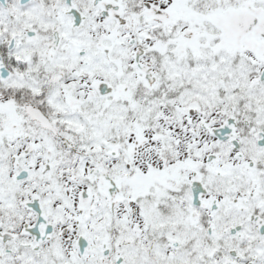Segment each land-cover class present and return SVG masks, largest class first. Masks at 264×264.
Listing matches in <instances>:
<instances>
[{"label":"snow or ice","instance_id":"6c2138e0","mask_svg":"<svg viewBox=\"0 0 264 264\" xmlns=\"http://www.w3.org/2000/svg\"><path fill=\"white\" fill-rule=\"evenodd\" d=\"M0 264H264V0H0Z\"/></svg>","mask_w":264,"mask_h":264}]
</instances>
